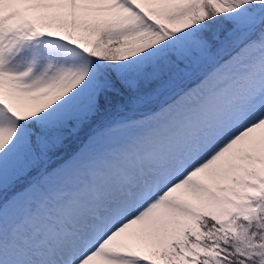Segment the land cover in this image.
<instances>
[{
  "label": "snow or ice",
  "instance_id": "1",
  "mask_svg": "<svg viewBox=\"0 0 264 264\" xmlns=\"http://www.w3.org/2000/svg\"><path fill=\"white\" fill-rule=\"evenodd\" d=\"M0 264H264V0H0Z\"/></svg>",
  "mask_w": 264,
  "mask_h": 264
}]
</instances>
